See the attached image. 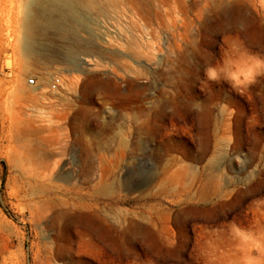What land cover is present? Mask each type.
<instances>
[{
	"label": "rangeland",
	"instance_id": "374dc122",
	"mask_svg": "<svg viewBox=\"0 0 264 264\" xmlns=\"http://www.w3.org/2000/svg\"><path fill=\"white\" fill-rule=\"evenodd\" d=\"M26 3L0 0V264H264V77H204L264 58V0H99L37 61Z\"/></svg>",
	"mask_w": 264,
	"mask_h": 264
},
{
	"label": "bare ground",
	"instance_id": "6f19581e",
	"mask_svg": "<svg viewBox=\"0 0 264 264\" xmlns=\"http://www.w3.org/2000/svg\"><path fill=\"white\" fill-rule=\"evenodd\" d=\"M91 12L102 13L99 9V0H27L22 24L26 55L31 60H40L41 53L35 50L36 41L44 37L48 29L82 34L88 29L83 24L85 14ZM68 52L73 55L78 51L68 48ZM83 54L89 55L86 51H83Z\"/></svg>",
	"mask_w": 264,
	"mask_h": 264
},
{
	"label": "clouds",
	"instance_id": "9594fccd",
	"mask_svg": "<svg viewBox=\"0 0 264 264\" xmlns=\"http://www.w3.org/2000/svg\"><path fill=\"white\" fill-rule=\"evenodd\" d=\"M204 77L210 84L226 83L233 90L249 88L264 77V58L242 55L235 60L210 64L204 69ZM245 264H256V261L247 259Z\"/></svg>",
	"mask_w": 264,
	"mask_h": 264
},
{
	"label": "built area",
	"instance_id": "2783aa9c",
	"mask_svg": "<svg viewBox=\"0 0 264 264\" xmlns=\"http://www.w3.org/2000/svg\"><path fill=\"white\" fill-rule=\"evenodd\" d=\"M29 84L30 85H35L36 81H30ZM62 86H63L62 79L60 77H58V76L53 77L52 82H51L52 91H58L59 89L62 88Z\"/></svg>",
	"mask_w": 264,
	"mask_h": 264
}]
</instances>
